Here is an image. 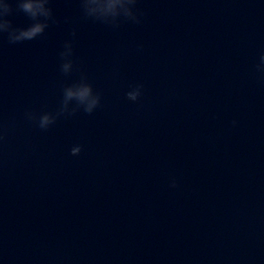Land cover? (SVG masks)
<instances>
[{
	"label": "clouds",
	"instance_id": "obj_1",
	"mask_svg": "<svg viewBox=\"0 0 264 264\" xmlns=\"http://www.w3.org/2000/svg\"><path fill=\"white\" fill-rule=\"evenodd\" d=\"M17 11L25 13L33 23L27 28H17L12 25V22L7 19L14 11L13 4L10 0H5L0 4V33H7L10 43H19L23 41L34 40L39 35L43 34L48 27V21L52 18V10L47 5L49 0H14ZM137 0H81V6L86 17H92L106 23H117V18L121 15L129 20L139 23L134 6ZM65 51L61 53L64 63L61 69L64 73H69L73 67L72 45L70 42L65 43ZM257 69L264 72V55L260 57V63ZM142 85H136L131 91L126 93L127 99L136 102L141 96ZM75 99L76 106L72 108L74 113L80 107L86 113L91 114L100 103V96L94 93L92 85L86 82V78H82L80 82L67 86L63 90L62 106L54 116L51 113H44L38 118V127L46 130L53 124L57 116L69 111L68 101ZM28 119L35 121L37 118L32 113L26 114ZM235 124V121H233ZM81 152L80 146H74L70 150L73 156L79 155ZM175 180L172 181L171 187H176Z\"/></svg>",
	"mask_w": 264,
	"mask_h": 264
}]
</instances>
